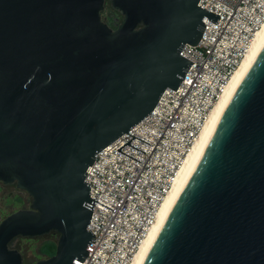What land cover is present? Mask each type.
I'll return each mask as SVG.
<instances>
[{
	"label": "water",
	"instance_id": "obj_1",
	"mask_svg": "<svg viewBox=\"0 0 264 264\" xmlns=\"http://www.w3.org/2000/svg\"><path fill=\"white\" fill-rule=\"evenodd\" d=\"M199 1L110 0L114 28L106 0H0V182L32 198L0 213V264H24L14 238L52 231L55 253L30 264L85 259L95 201L112 209L87 169L182 82L183 47L220 18ZM143 264H264V48Z\"/></svg>",
	"mask_w": 264,
	"mask_h": 264
},
{
	"label": "built area",
	"instance_id": "obj_2",
	"mask_svg": "<svg viewBox=\"0 0 264 264\" xmlns=\"http://www.w3.org/2000/svg\"><path fill=\"white\" fill-rule=\"evenodd\" d=\"M220 14L204 17L206 27L195 45L182 54L192 61L177 89L168 88L140 122L99 150L87 169L95 201L89 229L95 242L77 264H132L156 220L186 154L233 72L264 22V0H200ZM131 139V140H130ZM130 140V144L121 145Z\"/></svg>",
	"mask_w": 264,
	"mask_h": 264
},
{
	"label": "bare ground",
	"instance_id": "obj_3",
	"mask_svg": "<svg viewBox=\"0 0 264 264\" xmlns=\"http://www.w3.org/2000/svg\"><path fill=\"white\" fill-rule=\"evenodd\" d=\"M264 48V22L259 30L256 32L255 37L244 56L243 60L233 72L227 86L220 95L219 99L211 109L207 120L205 121L202 129L194 141L191 149L186 154L181 167L178 170L177 176L173 182L171 189L160 204L157 217L153 225L150 227L148 233L143 239L132 264H143L151 247L154 245L167 217L177 202L182 189L188 183L197 165L202 158L205 148L208 145L212 135L214 134L224 112L226 111L230 101L232 100L235 92L242 83L244 77L252 67L253 63Z\"/></svg>",
	"mask_w": 264,
	"mask_h": 264
},
{
	"label": "rangeland",
	"instance_id": "obj_4",
	"mask_svg": "<svg viewBox=\"0 0 264 264\" xmlns=\"http://www.w3.org/2000/svg\"><path fill=\"white\" fill-rule=\"evenodd\" d=\"M104 11L116 12V9L113 8L111 3H106ZM31 203L32 199L28 193L18 188L16 183H0V213L2 218L18 209L29 208ZM55 239H58V234L55 233L36 237L18 236L15 238L14 244L20 248V251L28 258L29 262L33 263L38 259L50 256L43 252L41 247L45 242H52Z\"/></svg>",
	"mask_w": 264,
	"mask_h": 264
},
{
	"label": "trees",
	"instance_id": "obj_5",
	"mask_svg": "<svg viewBox=\"0 0 264 264\" xmlns=\"http://www.w3.org/2000/svg\"><path fill=\"white\" fill-rule=\"evenodd\" d=\"M106 3H111L110 0H106ZM105 3V4H106ZM105 9V8H104ZM101 15L103 17V19H105L112 27L116 28L118 26V24L122 21L123 19V15L121 14V12H119L118 10H116V12L114 11H108V12H105L104 10L101 12ZM1 183V182H0ZM50 233H55V234H58L57 232L55 231H52ZM48 233V234H50ZM46 235V234H44ZM14 240L15 238L11 241L10 245L14 248H17L20 250V248H18V246H16L14 244ZM56 246H57V239H55L54 241L52 242H45L43 244V246L41 247V250L43 252H45L46 254L48 255H53L56 251ZM22 253V252H21ZM23 255V258H24V264H30L28 258L22 253Z\"/></svg>",
	"mask_w": 264,
	"mask_h": 264
},
{
	"label": "flooded vegetation",
	"instance_id": "obj_6",
	"mask_svg": "<svg viewBox=\"0 0 264 264\" xmlns=\"http://www.w3.org/2000/svg\"><path fill=\"white\" fill-rule=\"evenodd\" d=\"M29 195V194H28ZM29 197L31 198V196L29 195ZM32 199V198H31Z\"/></svg>",
	"mask_w": 264,
	"mask_h": 264
}]
</instances>
